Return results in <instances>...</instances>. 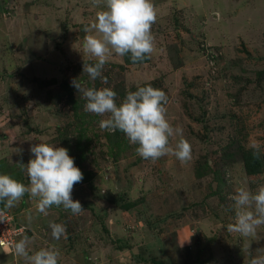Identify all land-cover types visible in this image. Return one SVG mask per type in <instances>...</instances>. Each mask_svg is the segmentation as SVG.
I'll return each mask as SVG.
<instances>
[{"label":"rangeland","instance_id":"rangeland-1","mask_svg":"<svg viewBox=\"0 0 264 264\" xmlns=\"http://www.w3.org/2000/svg\"><path fill=\"white\" fill-rule=\"evenodd\" d=\"M152 2L150 57L125 64L113 51L92 80L83 63L97 58L83 43L99 34L84 28L103 0H0V174L30 186L20 164L41 140L67 148L83 173L72 191L80 214L53 205L44 215L27 193L15 207L0 202L20 226L13 246L27 237L30 255L54 249L58 264H251L264 256V225L252 236L227 230L236 189L264 184V0ZM73 79L111 88L118 105L138 87L163 90L166 118L183 130L191 159L141 158L123 132L100 128L107 115L84 111ZM50 221L66 229L59 240ZM0 264L27 262L0 247Z\"/></svg>","mask_w":264,"mask_h":264},{"label":"clouds","instance_id":"clouds-1","mask_svg":"<svg viewBox=\"0 0 264 264\" xmlns=\"http://www.w3.org/2000/svg\"><path fill=\"white\" fill-rule=\"evenodd\" d=\"M99 5L101 0H92ZM105 8L96 13L91 27H85L86 33L95 31L99 35H85L83 50L97 58L92 65L83 63V73L92 80L101 77V71L114 53L118 56L131 54L133 63L143 62L154 51V37L151 27L156 21V11L152 0H103ZM103 82L106 84L107 79ZM71 84L86 100L84 111L98 116L107 115L100 121L102 130L123 132L128 141L137 145V154L145 160H158L165 155H174L182 163L191 159L190 143L182 138L183 130L173 128L166 118L167 96L161 89L151 85L138 87L136 91H128L123 100L116 102V92L104 87L97 90L85 87L78 79ZM180 136L174 147L170 138ZM255 148V146H253ZM34 158L20 166L27 173L30 186L12 178L8 174H0V202L6 208L15 205L27 193L37 200L38 212L47 215L53 205L72 214H80L84 208L77 200L72 199L74 185L83 180V173L75 166L73 157L65 147H57L40 141L30 147ZM259 158V150L253 152ZM231 200L234 201L233 224L228 231L237 232L241 236H252L256 229L264 225V184L258 185L255 192L246 188H237ZM31 215L28 216L29 223ZM49 227L54 239L59 240L66 232L62 224L50 221ZM28 238L24 237L14 244V252L23 257L27 264H58V251L41 248L31 255L27 250ZM251 264H264V256L254 257Z\"/></svg>","mask_w":264,"mask_h":264},{"label":"built area","instance_id":"built-area-1","mask_svg":"<svg viewBox=\"0 0 264 264\" xmlns=\"http://www.w3.org/2000/svg\"><path fill=\"white\" fill-rule=\"evenodd\" d=\"M11 214L0 207V247L5 250L13 247L14 236L20 230V226L10 225Z\"/></svg>","mask_w":264,"mask_h":264},{"label":"trees","instance_id":"trees-1","mask_svg":"<svg viewBox=\"0 0 264 264\" xmlns=\"http://www.w3.org/2000/svg\"><path fill=\"white\" fill-rule=\"evenodd\" d=\"M130 56H131V54L129 53V54H127V55H125V56L122 57V60H123V62H124L125 64H136V63H142V62H136V63H133L132 60L130 59ZM145 61H146V59H145L143 62H145Z\"/></svg>","mask_w":264,"mask_h":264}]
</instances>
